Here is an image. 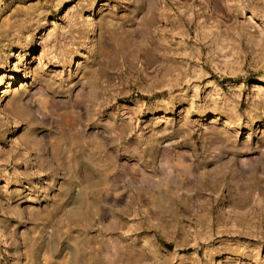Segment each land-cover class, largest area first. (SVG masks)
I'll use <instances>...</instances> for the list:
<instances>
[{
    "label": "rangeland",
    "instance_id": "obj_1",
    "mask_svg": "<svg viewBox=\"0 0 264 264\" xmlns=\"http://www.w3.org/2000/svg\"><path fill=\"white\" fill-rule=\"evenodd\" d=\"M10 85L0 264H264V0H0Z\"/></svg>",
    "mask_w": 264,
    "mask_h": 264
},
{
    "label": "bare ground",
    "instance_id": "obj_2",
    "mask_svg": "<svg viewBox=\"0 0 264 264\" xmlns=\"http://www.w3.org/2000/svg\"><path fill=\"white\" fill-rule=\"evenodd\" d=\"M249 1V0H248ZM205 9V8H204ZM165 15V14H164ZM189 16V15H188ZM195 16V15H194ZM189 19H190V17H189ZM199 19V18H198ZM197 19V20H198ZM202 25V24H201ZM203 28V27H202ZM201 33V32H200ZM202 34V33H201ZM200 34V35H201ZM200 35H198V36H200ZM173 39H175V37H173ZM187 40V39H186ZM197 46V45H196ZM261 84V83H260ZM22 86H24V85H20V87H22ZM253 86H255L256 87V85H253ZM9 87H12L11 85L10 86H7V87H3L2 89H1V92H0V104H2L3 103V100H4V97H5V94L8 92V88ZM256 88H258V87H256Z\"/></svg>",
    "mask_w": 264,
    "mask_h": 264
}]
</instances>
